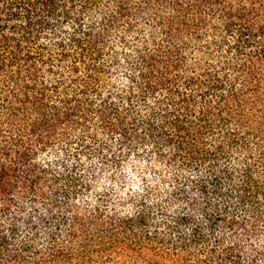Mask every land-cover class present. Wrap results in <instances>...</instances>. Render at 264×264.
Instances as JSON below:
<instances>
[{
    "label": "trees",
    "instance_id": "obj_1",
    "mask_svg": "<svg viewBox=\"0 0 264 264\" xmlns=\"http://www.w3.org/2000/svg\"><path fill=\"white\" fill-rule=\"evenodd\" d=\"M0 264H264V0H0Z\"/></svg>",
    "mask_w": 264,
    "mask_h": 264
}]
</instances>
